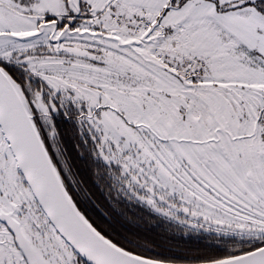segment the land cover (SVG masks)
Listing matches in <instances>:
<instances>
[{"label": "snow or ice", "instance_id": "snow-or-ice-1", "mask_svg": "<svg viewBox=\"0 0 264 264\" xmlns=\"http://www.w3.org/2000/svg\"><path fill=\"white\" fill-rule=\"evenodd\" d=\"M0 264H264V0H0Z\"/></svg>", "mask_w": 264, "mask_h": 264}, {"label": "trees", "instance_id": "trees-1", "mask_svg": "<svg viewBox=\"0 0 264 264\" xmlns=\"http://www.w3.org/2000/svg\"><path fill=\"white\" fill-rule=\"evenodd\" d=\"M77 167L83 168V165L77 163ZM142 234L149 240L160 244L163 248H172L174 250L189 251L195 254L197 251L206 249L213 241L204 236L195 234L175 233L163 225L142 226Z\"/></svg>", "mask_w": 264, "mask_h": 264}]
</instances>
